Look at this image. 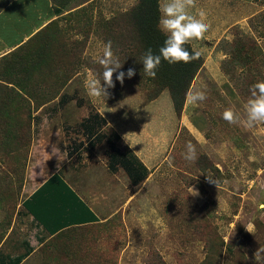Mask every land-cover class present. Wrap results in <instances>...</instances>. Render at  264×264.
I'll use <instances>...</instances> for the list:
<instances>
[{
	"label": "rangeland",
	"instance_id": "1",
	"mask_svg": "<svg viewBox=\"0 0 264 264\" xmlns=\"http://www.w3.org/2000/svg\"><path fill=\"white\" fill-rule=\"evenodd\" d=\"M136 2L0 0V36L21 37L51 20L0 52V251L23 252L21 242L33 234L17 213L24 185L55 169L84 173L91 159L105 162L112 149L104 141L89 149L80 124L96 111L111 121L126 111L141 113V143L151 129L150 141L166 147L159 178L141 189L119 182L125 193L97 208L100 221L46 235L21 264H264V251L256 256L264 249V122H242L250 88L264 81V0H195L189 14L199 18L203 10L210 27L189 42L202 64L188 91L198 88L206 99L192 105L185 96L178 113L168 91L155 95L144 73L128 17ZM108 41L122 67L105 98H90L84 82L94 74L103 84L98 58ZM130 67L135 75L121 85L115 76ZM62 93L72 100L57 103ZM232 106L235 124L222 118ZM102 131L126 150L108 127ZM188 142L195 160L185 159ZM81 179V186L100 187ZM135 189L134 198L125 197Z\"/></svg>",
	"mask_w": 264,
	"mask_h": 264
},
{
	"label": "trees",
	"instance_id": "2",
	"mask_svg": "<svg viewBox=\"0 0 264 264\" xmlns=\"http://www.w3.org/2000/svg\"><path fill=\"white\" fill-rule=\"evenodd\" d=\"M158 1L137 0L128 13L131 26L135 29L140 44L139 58H143L149 48L154 54H159V49L166 39V34L158 26L160 18ZM184 47L193 55L197 53L189 43ZM201 64L200 55L189 63L170 64L162 58L160 65L155 70V78L146 76L155 88V95L164 89L168 91L173 108L178 113L182 109L190 83ZM68 100L69 96L62 94L58 103L63 105ZM80 125L82 133L88 137L90 145L106 138V131H102L106 127L105 119L97 111L83 120ZM114 135L118 139V136ZM107 143L112 149L109 153V168L116 170L118 167H122L132 184L141 182L147 174L142 163L135 158L130 150L121 151L109 139H107ZM21 205L50 237L67 229L81 226V224L98 220L89 207L56 173L52 174L30 197L23 200ZM20 257H16L10 264H17ZM4 258L0 256V261ZM0 264L6 263L1 262Z\"/></svg>",
	"mask_w": 264,
	"mask_h": 264
},
{
	"label": "crops",
	"instance_id": "3",
	"mask_svg": "<svg viewBox=\"0 0 264 264\" xmlns=\"http://www.w3.org/2000/svg\"><path fill=\"white\" fill-rule=\"evenodd\" d=\"M50 21L51 20H49V22ZM22 22H24L23 24L25 25L27 22V19L22 20ZM45 22L46 23H42L41 25H38L35 30L30 31L29 33L24 34V36H21V37L18 36V34H17V32H19V31L15 32L14 34H16V35L13 36L12 38L7 36L6 33H3V35L0 36L1 40L3 41L2 47H0V48H2L0 51L1 54L8 52L9 49H12L14 47H19L21 45V43L25 42L28 39V37H30L35 32H37L39 29L44 27V25L46 26V24L49 23L48 20ZM61 95L56 100L57 103L59 102ZM70 100H72L71 96L69 97L68 101H70ZM184 103H185V107H186L187 103L186 102H184ZM97 112L105 119V123H106L105 126L108 127L114 134H116L118 136L117 140L121 141L124 144L125 148L130 150V152L135 156V158L139 162L142 163V165L147 170L146 176L144 177V179L141 182H139L137 184H132L128 175L126 174V172L123 170L122 167H118L116 170H111L109 168V153H108V155H106L105 162L103 160H101L99 162L97 160H92V159L90 161H88L84 167V169H85L84 173H80V171H78V170L77 171H70V172L66 173V172H63L59 168V169L53 170L51 173L47 174L45 177H44V174H41L40 176H38L34 179L31 178V182L29 184L24 185L23 189L26 192V195L21 199V201L18 205L17 213H19V212L22 213L23 222L29 223V225L32 227L33 234L31 235V238L29 240H24L21 242V245L23 247V252L11 253L8 251H5V252L0 251V256L5 257L2 261H0V263L4 262L6 264H10V262L14 261L16 257L21 256L20 261L17 263V264H21L24 262L25 258H27L31 253H33L35 251V249L40 244H42L44 242V240H46L45 239V236L47 235L46 231L42 228L41 225H39L33 219L31 214L26 212V210L22 207L21 203L23 200L30 197L32 195V193L34 191H36V189L39 188L52 174H54V173L58 174L60 176V178H62L67 183V185L75 192V194L78 196V198L80 200H82L89 207V209L98 218V220L95 222H98L101 219L97 208H99V207H101L103 209L110 208V205L107 204L109 199H112L114 195H121V193H123V195H124L125 191H123L122 188L118 185L119 182H122L123 183L122 185L124 186V182L126 181V184H128V186H131L133 189L136 188L137 186H140L138 188L141 189V187L144 186V183H146L149 178H159L157 173L160 169L161 164L164 162V160H166L165 157H163V159H161L164 152L166 151V147L165 146L161 147V145L157 144L156 140H155V142L150 141L149 138L151 136L150 135L151 129H149L150 130V131H148L149 133H146V134L143 133L142 137H141V139H143V137L146 136V139L148 140V142L147 143H141L140 142V138H138V137L142 132H138L136 120L138 119L137 116L139 117V119L142 117L141 113L139 114L136 112H126V111L125 112L124 111L119 112L116 121L115 120L111 121L109 118H107L105 116V114L103 112H99V111H97ZM106 127H105V129H106ZM107 139L104 138L101 141L94 143L93 145L89 144V147H91V148H89V147L88 148L94 149L96 147V145L100 144V142H102V141H104L106 143V145H108ZM81 148H82V146L80 148H78V146H76L74 148L75 152H73V153L70 152L69 153L70 156L67 154V156H69V159H67V160H71V163L73 161H77L78 160L77 159L78 154L76 152H78ZM67 156H65V158ZM91 158H93V156ZM76 163H78V162L73 163V165ZM163 176H165V174ZM81 178H86L85 181H87V182L90 181L92 183H99V185H100L99 189H96L97 187H94L95 185L91 186L92 184L90 185L89 183L81 186L80 183L83 182V180ZM99 178H102L101 181H98ZM116 179H118L117 183L113 184L112 182H110V181H113ZM119 179H120V181H119ZM87 186L90 187V190L86 189ZM136 192L137 191L135 189L133 192H130L125 197H127L128 199L134 198L136 196V194H135ZM96 204H98V205L96 206ZM123 209L125 211L126 208L123 207ZM109 213H110V211H109ZM111 213H113V212H111ZM95 222L84 223L81 225L92 224Z\"/></svg>",
	"mask_w": 264,
	"mask_h": 264
},
{
	"label": "clouds",
	"instance_id": "4",
	"mask_svg": "<svg viewBox=\"0 0 264 264\" xmlns=\"http://www.w3.org/2000/svg\"><path fill=\"white\" fill-rule=\"evenodd\" d=\"M195 6V0H162L159 4L161 13L159 28L166 34L164 44L159 49V54H154L149 48L142 58L144 73L152 78L156 76V69L161 63V59L170 64L184 62L189 63L192 59L199 56V53H190L184 45L193 39H199L210 27L206 23V13L201 10L199 18L189 14V9ZM98 63L103 67L102 81L94 74H90L84 82L87 95L90 98H105L108 95L107 89L114 87L113 75L121 69L122 64L114 57L112 42L108 41L103 48V55L98 58ZM135 75L134 68H128L127 72L119 71L115 80L122 85L125 77L132 78ZM251 96L244 105L246 119L242 121L247 127L264 122V81L256 82L250 88ZM206 99L205 92L198 88H190L186 94V102L197 105ZM222 118L230 124L240 121L235 106L225 108ZM185 159H196V148L191 142L186 144ZM192 195H198V190L190 188ZM251 232L250 229H247ZM260 251L256 252V256Z\"/></svg>",
	"mask_w": 264,
	"mask_h": 264
}]
</instances>
